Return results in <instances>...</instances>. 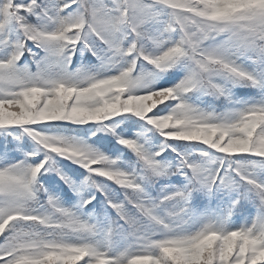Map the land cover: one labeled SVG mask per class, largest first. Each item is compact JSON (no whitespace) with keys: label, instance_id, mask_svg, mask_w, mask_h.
<instances>
[{"label":"snow or ice","instance_id":"obj_1","mask_svg":"<svg viewBox=\"0 0 264 264\" xmlns=\"http://www.w3.org/2000/svg\"><path fill=\"white\" fill-rule=\"evenodd\" d=\"M0 264H264V0H0Z\"/></svg>","mask_w":264,"mask_h":264}]
</instances>
